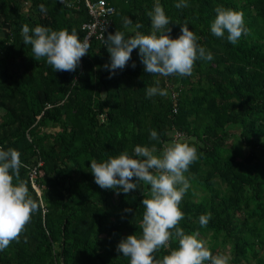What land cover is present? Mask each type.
Instances as JSON below:
<instances>
[{"label": "trees", "instance_id": "16d2710c", "mask_svg": "<svg viewBox=\"0 0 264 264\" xmlns=\"http://www.w3.org/2000/svg\"><path fill=\"white\" fill-rule=\"evenodd\" d=\"M106 1L115 12L105 38L116 29L134 34L132 25L123 23L128 16L133 25L141 24L140 31L151 30L147 13L155 0ZM161 3L173 36L181 30L176 22H187L199 34L198 43L213 53L211 60L198 58L190 75L145 72L136 48L127 65L110 76L104 67L110 60L107 45L94 38L74 71H55L45 57L32 55L21 29L25 23L75 28L83 39L82 25L91 19L85 0H0V26L9 25L0 37V146L21 152L26 167L19 179L42 202L19 239L0 250V264H129L117 244L142 232L141 201L150 195V185L141 181L128 193L101 187L91 159L132 154L137 144L162 152L175 130L198 151L185 173L190 187L180 202L185 215L178 226L198 230L205 242L212 239L213 254L227 255L229 264H264L256 248L264 247V0ZM217 5L244 12L248 31L235 44L227 33L210 30ZM157 80L169 94L148 97L147 87ZM153 128L159 139L150 138ZM231 128L239 129L253 161L227 145ZM208 212L209 223L201 225L199 216ZM175 247L178 239L171 238L155 258Z\"/></svg>", "mask_w": 264, "mask_h": 264}, {"label": "clouds", "instance_id": "9594fccd", "mask_svg": "<svg viewBox=\"0 0 264 264\" xmlns=\"http://www.w3.org/2000/svg\"><path fill=\"white\" fill-rule=\"evenodd\" d=\"M187 4L188 0H177V7ZM39 7L42 12L47 10L44 3ZM215 12L210 30L216 36L227 33V39L235 44L248 31L242 10L217 5ZM147 14L151 17L149 32L140 31L141 24L133 25L132 17L128 16L124 17L123 23L132 25L134 34L126 36L119 29L107 33L105 45L110 60L104 67L110 69V76L127 65L136 48L144 71L163 77L190 75L198 58H213V53L198 43L199 34L187 22L177 21L181 25L180 34H171L172 20L161 0H155ZM21 31L23 41L31 45L32 55L37 60L45 57L55 71H74L81 57L89 52L87 37L82 39L75 28L55 29L46 24L30 26L25 23ZM168 94V89L161 87L159 80L146 90L148 97ZM150 138L159 139L155 128L150 130ZM196 159V146L183 138H174L159 153L155 145L137 144L132 154L125 150L101 161L91 159L90 170L101 187L128 193L139 188L141 181L150 185V195L141 201L144 205L140 221L142 232L129 233L117 244L118 251L130 258L129 264H229L227 255L213 254L198 230L186 232L178 226L185 215L180 202L190 187L185 173ZM22 166L26 167V164L17 148L0 146V250L7 248L12 240L19 239L31 215L42 203L32 196L27 183L19 179ZM125 211L131 212L132 209L126 208ZM211 215V212L202 213L199 223L207 225ZM171 238L178 239V247L156 259V250L167 248Z\"/></svg>", "mask_w": 264, "mask_h": 264}, {"label": "built area", "instance_id": "2783aa9c", "mask_svg": "<svg viewBox=\"0 0 264 264\" xmlns=\"http://www.w3.org/2000/svg\"><path fill=\"white\" fill-rule=\"evenodd\" d=\"M85 3L91 19L84 22L82 25V28L86 30L84 38L87 37L89 42L94 38L104 43L105 33L113 24L112 15L115 12V7L106 0H97L94 2L91 0H85ZM83 56L81 59H83ZM176 109L177 108H175V112H177ZM171 136L173 139L184 138L183 132L179 130H175ZM36 189L39 192L37 186Z\"/></svg>", "mask_w": 264, "mask_h": 264}, {"label": "rangeland", "instance_id": "374dc122", "mask_svg": "<svg viewBox=\"0 0 264 264\" xmlns=\"http://www.w3.org/2000/svg\"><path fill=\"white\" fill-rule=\"evenodd\" d=\"M0 18H2L1 15H0ZM8 32H9V25L8 24H3V26H0V37L6 35V33H8ZM57 130H58V127L44 129V131H46V132H55ZM231 130H232V132H231V138L229 139L227 145L228 146H232L237 152L238 151L243 152V154L245 155V157L247 156L246 158L248 159V161H253L254 158H255L254 157V154L252 153V151L249 148H247L246 146H244V144L240 140L239 136H237V134L239 132L238 131L239 129L238 128H231ZM214 181H215V184L218 187L224 188L225 185H224V183H222L220 181L219 178H216ZM39 192H40V190H39ZM211 243H212V239H211L210 243H208V240L206 241V244H207L208 247L213 244V243L212 244ZM224 248H226V250H227V249L230 248V246L228 244H226V245H224ZM256 248L260 252L261 255L264 254V247L262 246V244L258 243V245H257ZM243 263H244V261H243Z\"/></svg>", "mask_w": 264, "mask_h": 264}]
</instances>
